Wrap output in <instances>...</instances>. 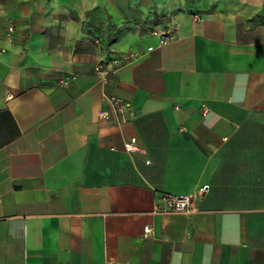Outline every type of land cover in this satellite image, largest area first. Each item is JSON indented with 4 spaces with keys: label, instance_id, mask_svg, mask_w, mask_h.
<instances>
[{
    "label": "crops",
    "instance_id": "crops-1",
    "mask_svg": "<svg viewBox=\"0 0 264 264\" xmlns=\"http://www.w3.org/2000/svg\"><path fill=\"white\" fill-rule=\"evenodd\" d=\"M0 49V264H264V0H0Z\"/></svg>",
    "mask_w": 264,
    "mask_h": 264
},
{
    "label": "built area",
    "instance_id": "built-area-1",
    "mask_svg": "<svg viewBox=\"0 0 264 264\" xmlns=\"http://www.w3.org/2000/svg\"><path fill=\"white\" fill-rule=\"evenodd\" d=\"M15 27L10 24L6 27L5 31V39L8 42H13V33ZM153 34L158 36L159 42L165 43L172 39L175 36L174 30H153ZM5 49H0L3 52ZM128 56L124 53L117 56L114 60H112L113 65L110 67L100 65L96 68L98 75L102 79H106L109 73H114L116 65H118L122 60H125ZM62 84H68L70 82V78H62L59 80ZM104 100L106 102L107 107L101 108L97 116L102 120H109L112 117V111L117 113L119 120H125L128 113H133V109L129 101L124 100L118 96L112 94H105ZM123 147L128 152L138 151L140 148L137 143L136 137H131L130 139L124 141ZM205 191V187H202L197 194H202ZM196 202L195 196L192 194H163L161 196V205L158 206L157 211L159 212H168V211H178V212H191L195 210ZM145 231H148V228H145ZM105 264H117L116 261L112 259H108Z\"/></svg>",
    "mask_w": 264,
    "mask_h": 264
}]
</instances>
